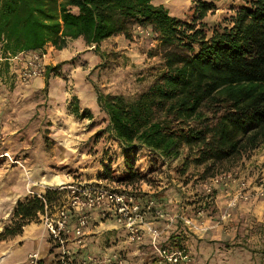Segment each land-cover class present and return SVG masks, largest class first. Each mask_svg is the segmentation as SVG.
<instances>
[{"label": "rangeland", "instance_id": "rangeland-1", "mask_svg": "<svg viewBox=\"0 0 264 264\" xmlns=\"http://www.w3.org/2000/svg\"><path fill=\"white\" fill-rule=\"evenodd\" d=\"M247 1L152 3L172 17L194 22L209 37L214 29L229 27ZM199 2L215 4L201 20L194 10ZM128 30L130 38L121 36L126 41L120 52L102 50L96 62H84L65 47L57 63V52L45 51V71L63 63L59 72L28 83L17 76L27 61L24 56L0 69V264H115V259L154 264L151 236L142 230L139 242L129 241L112 207L99 211V218L90 212L82 244H74L77 214L69 205L71 191L86 188L126 195L140 207L151 202L145 221L159 234L156 246L181 235L184 248H167L183 250L189 264H264V144L236 160L197 165L194 150L185 147L177 157L140 149L126 158L112 136L106 114L96 105L95 88L134 100L164 71L165 56L173 51L148 27L129 25ZM216 178L219 182L212 184ZM36 200L43 202L42 212L27 219L14 216L18 204ZM60 209L66 211L69 232L56 239L45 218L56 221ZM8 229L18 233L2 237ZM32 254L36 260L29 258Z\"/></svg>", "mask_w": 264, "mask_h": 264}, {"label": "trees", "instance_id": "trees-1", "mask_svg": "<svg viewBox=\"0 0 264 264\" xmlns=\"http://www.w3.org/2000/svg\"><path fill=\"white\" fill-rule=\"evenodd\" d=\"M152 1L0 0V51L16 56L47 44L61 51L68 41H81L96 52L112 36L129 39V25L148 27L162 46L173 49L155 82L131 101L95 88L97 105L126 158L140 149L177 157L185 147L194 150L197 165L219 164L264 144V0H248L229 27L209 37ZM213 9V2H199L194 10L201 20ZM62 64L46 67V76ZM79 110L73 107L75 115ZM84 116L92 118L88 109ZM127 172L131 175L130 167ZM43 207L40 200L18 204L14 216L27 219ZM17 233L8 229L2 237ZM177 236L159 245L184 248ZM151 257L162 264L154 250Z\"/></svg>", "mask_w": 264, "mask_h": 264}, {"label": "built area", "instance_id": "built-area-1", "mask_svg": "<svg viewBox=\"0 0 264 264\" xmlns=\"http://www.w3.org/2000/svg\"><path fill=\"white\" fill-rule=\"evenodd\" d=\"M138 30L143 32L140 26ZM147 35L149 33H146ZM89 50H94L95 46L91 44ZM23 53L12 56L9 53L3 54L0 51V69L5 65L20 62ZM46 57L45 50L34 51L30 54L29 60L25 62L24 67L18 73V80L21 83H28L33 79L40 78L45 73L44 59ZM2 76H0L1 82ZM212 184H217L219 179H213ZM206 193L211 194V188L205 186ZM72 196L69 202L70 207L76 211V224L73 229L74 244L81 245L84 230L88 225L89 213L92 211H106V208L112 207L114 214L117 216L118 223H122L126 229V235L131 242H139L141 240V231L146 230L153 239V249L157 253L163 264H189V257L183 250H170L167 247L156 246L155 240L159 236L156 230H153L145 221L146 215L152 210V203L144 207L138 204H131L132 198L123 194H118L108 190L99 188L72 189ZM45 226L51 235L58 239L59 236L68 233V219L66 211L60 209L57 212L56 221H49L45 218ZM30 259L36 260L37 254L29 256ZM115 264H124L121 259H115Z\"/></svg>", "mask_w": 264, "mask_h": 264}, {"label": "crops", "instance_id": "crops-1", "mask_svg": "<svg viewBox=\"0 0 264 264\" xmlns=\"http://www.w3.org/2000/svg\"><path fill=\"white\" fill-rule=\"evenodd\" d=\"M121 36H122V34L121 35L112 36V37L104 40L103 42L100 43V45L98 46V50L96 52L95 51L94 52L93 51H88L87 50L88 48L85 47L81 41H68L67 45H66V47H67L66 49H68V51H69L68 54H72L74 52H78V54H80V56L83 58L82 60H84V62H88V61H93V62L95 61L96 62L99 59L98 56L102 55V53H101L102 50L105 51L107 49H110V50H114L116 52L121 50L120 46L122 45V41H126L124 39V37H121ZM43 50L47 51V53L50 54L55 49H54V47L51 44H47L43 48ZM55 52H57V54L55 55V60L58 63V62L61 61V55H60L61 52L59 53V51H57V50H55ZM31 53L32 52H27V53H24L22 56H24L27 60H29V56H30ZM52 64H54V62ZM102 91H103V94L110 95V93H109L110 91L109 90L107 91V89L104 90L102 88ZM111 94H113V93H111ZM94 213L99 218V215H100L99 211L97 210ZM94 213H93V215H94Z\"/></svg>", "mask_w": 264, "mask_h": 264}]
</instances>
